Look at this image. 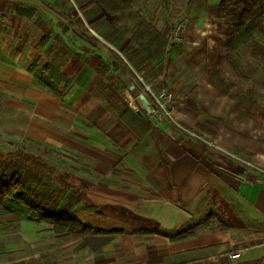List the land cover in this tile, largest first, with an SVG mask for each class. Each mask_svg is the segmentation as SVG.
I'll return each mask as SVG.
<instances>
[{"label":"crops","instance_id":"0c3cea01","mask_svg":"<svg viewBox=\"0 0 264 264\" xmlns=\"http://www.w3.org/2000/svg\"><path fill=\"white\" fill-rule=\"evenodd\" d=\"M68 4L0 0V90L16 112L3 122L74 155L93 200L73 216L104 232L71 239L22 220L12 234L22 240L6 242L11 236L0 226V264H264V143H219L240 152L245 165L197 146L182 131L196 134L201 125L194 106L180 103L174 122L156 119L137 82L114 70L126 107L151 126L143 136L131 133L92 93L103 82V56L67 29L79 25ZM33 62L70 79L60 98L34 84L27 72ZM179 232L186 235L169 236ZM234 253L239 257L229 259Z\"/></svg>","mask_w":264,"mask_h":264},{"label":"rangeland","instance_id":"374dc122","mask_svg":"<svg viewBox=\"0 0 264 264\" xmlns=\"http://www.w3.org/2000/svg\"><path fill=\"white\" fill-rule=\"evenodd\" d=\"M73 1L68 0L67 6L79 25L72 22L67 29L80 32L103 56L99 64L103 82L92 93L104 108L114 114L127 108L125 85L114 72L119 70L126 80L137 82L141 93L145 83L172 94L175 109L180 103L194 106L202 115L201 125L192 130L196 134L182 131L197 146L217 150L245 165L244 157L237 155L240 152L231 153L219 143L228 147L234 139L243 144L252 140L264 143V120L259 118L264 117V33L256 32L254 40L238 50L243 77H237L224 60L217 66L218 56L224 55L221 40L225 20L216 15L220 0H136L113 15L95 0ZM11 109L1 89L0 150H23L52 167L54 174L67 175L75 185L60 188L48 170L42 175L29 169L32 197L56 210L66 209L72 216L76 210L89 211L93 199L88 185L79 183L81 176L74 155L33 141L3 122L15 116ZM22 220L29 222L14 214H3L0 208L2 235L11 236L6 242L22 240L19 234L12 238L18 225L24 224ZM64 234L71 239L81 236Z\"/></svg>","mask_w":264,"mask_h":264},{"label":"trees","instance_id":"16d2710c","mask_svg":"<svg viewBox=\"0 0 264 264\" xmlns=\"http://www.w3.org/2000/svg\"><path fill=\"white\" fill-rule=\"evenodd\" d=\"M95 1L107 13L113 15L136 0ZM216 15L225 20L224 37L221 40L224 55L218 56L217 66L224 60L237 77H243L238 50L251 43L256 32L264 33V0H220ZM27 72L31 74L36 86L56 98H60L71 85L70 79L50 64L40 66L33 62L28 65ZM118 118L137 137H140L138 132L143 136L151 128L147 120H138L128 108H124ZM259 118L264 120L262 116ZM29 169L42 175H46L45 171L48 170L47 173L60 188L71 189L75 186L67 180V175L54 174L52 167L23 150H0V208L3 214H14L18 218L38 223L46 232L56 235H90L104 232L76 219L66 209L56 210L46 202L36 201L29 190ZM158 233L163 234L161 231ZM185 235L186 232H179L169 236Z\"/></svg>","mask_w":264,"mask_h":264},{"label":"built area","instance_id":"2783aa9c","mask_svg":"<svg viewBox=\"0 0 264 264\" xmlns=\"http://www.w3.org/2000/svg\"><path fill=\"white\" fill-rule=\"evenodd\" d=\"M142 86V93H146L154 105L152 111L153 116L156 119H166L174 122L172 113L175 109V101L172 94L164 89H159L145 83H142ZM238 257L239 253L229 255V259L231 260L237 259Z\"/></svg>","mask_w":264,"mask_h":264},{"label":"water","instance_id":"95a60500","mask_svg":"<svg viewBox=\"0 0 264 264\" xmlns=\"http://www.w3.org/2000/svg\"><path fill=\"white\" fill-rule=\"evenodd\" d=\"M171 44H173V41L171 42Z\"/></svg>","mask_w":264,"mask_h":264}]
</instances>
